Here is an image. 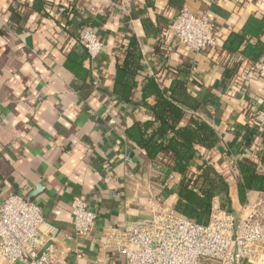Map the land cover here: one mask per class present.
<instances>
[{
  "label": "crops",
  "instance_id": "obj_1",
  "mask_svg": "<svg viewBox=\"0 0 264 264\" xmlns=\"http://www.w3.org/2000/svg\"><path fill=\"white\" fill-rule=\"evenodd\" d=\"M57 4L69 5L68 23L57 15ZM183 7L212 17L216 49L190 51L169 30ZM82 24L103 42L93 60L75 40ZM131 41L139 58L127 103L113 89L127 79L119 66ZM254 60L264 63V0H0V202L10 193L36 202L45 238L55 237L60 257L73 260L66 249L78 246L85 252L82 264L120 261L104 248L101 233L149 217L158 202L172 207L175 198L164 196L165 178L125 129L150 118L138 103L147 78L163 90L178 78L191 96L207 101L198 110L185 109L181 124L200 118L219 139L211 149L196 145L189 178L207 161L226 179L231 211L240 214L264 198L254 189H245L243 202L238 196L242 157L264 175V133L252 126L253 112L264 110V79L253 72ZM179 179L172 173L165 184ZM80 194L96 223L76 244L66 236L73 232L71 209ZM212 202L221 205L219 195Z\"/></svg>",
  "mask_w": 264,
  "mask_h": 264
},
{
  "label": "built area",
  "instance_id": "obj_2",
  "mask_svg": "<svg viewBox=\"0 0 264 264\" xmlns=\"http://www.w3.org/2000/svg\"><path fill=\"white\" fill-rule=\"evenodd\" d=\"M65 10L64 4L55 8L59 17ZM169 30L190 51L217 48L215 25L209 14H194L183 7L173 17ZM75 40L91 60L103 50V42L87 25L78 27ZM252 70L264 79L263 62L254 61ZM252 126L257 134L264 133L263 109L253 112ZM150 212L149 217L104 230V248L111 249L120 261L106 258L92 264H264L263 197L247 204L238 215L212 202L208 220L202 223L178 217L171 206L159 202ZM71 219L73 232L66 237L79 244L90 236L96 223V213L84 194L75 197ZM44 224L36 202L18 193L8 194L0 202L2 264H82L85 252L78 246L66 249L73 260L60 257L55 237L45 238Z\"/></svg>",
  "mask_w": 264,
  "mask_h": 264
},
{
  "label": "trees",
  "instance_id": "obj_3",
  "mask_svg": "<svg viewBox=\"0 0 264 264\" xmlns=\"http://www.w3.org/2000/svg\"><path fill=\"white\" fill-rule=\"evenodd\" d=\"M65 6L62 17L68 23V13H71V10L68 4ZM228 42L224 43L225 48L230 47ZM126 51L119 67L125 72L127 79L115 84L113 93L120 102L131 103L133 79L139 58L136 43L131 41ZM185 83V80L176 78L168 90H163L154 77L147 78L141 87L138 103L145 108L150 118L133 122L126 127L125 133L131 143L145 152L165 179L172 173L180 176L179 181L172 186L165 184V179L162 184L164 196L175 194L172 202L175 214L187 220L202 221L209 214L215 195H219L221 206L229 211L231 200L226 179L210 164H206L207 161L200 167V172L194 180L189 178V164L198 152L196 145L211 149L217 145L219 139L211 126L200 118L191 116L185 125L181 124L186 114L185 109L195 111L207 102L203 98L200 102L191 96ZM152 96L153 102H148ZM237 170L242 178L238 187L240 202L245 199V189L264 191V175L256 172L254 162L242 157L237 164Z\"/></svg>",
  "mask_w": 264,
  "mask_h": 264
},
{
  "label": "rangeland",
  "instance_id": "obj_4",
  "mask_svg": "<svg viewBox=\"0 0 264 264\" xmlns=\"http://www.w3.org/2000/svg\"><path fill=\"white\" fill-rule=\"evenodd\" d=\"M198 222H201V223H202L203 221H200V220H199Z\"/></svg>",
  "mask_w": 264,
  "mask_h": 264
},
{
  "label": "water",
  "instance_id": "obj_5",
  "mask_svg": "<svg viewBox=\"0 0 264 264\" xmlns=\"http://www.w3.org/2000/svg\"><path fill=\"white\" fill-rule=\"evenodd\" d=\"M30 200H32V199H30Z\"/></svg>",
  "mask_w": 264,
  "mask_h": 264
}]
</instances>
